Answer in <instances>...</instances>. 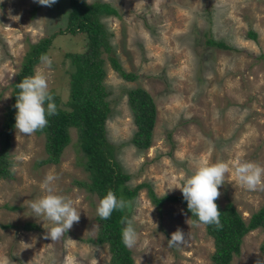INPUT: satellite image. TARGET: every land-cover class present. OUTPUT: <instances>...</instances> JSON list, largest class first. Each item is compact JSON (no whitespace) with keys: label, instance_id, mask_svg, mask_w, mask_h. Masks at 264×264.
Masks as SVG:
<instances>
[{"label":"rangeland","instance_id":"1","mask_svg":"<svg viewBox=\"0 0 264 264\" xmlns=\"http://www.w3.org/2000/svg\"><path fill=\"white\" fill-rule=\"evenodd\" d=\"M101 1L117 10L100 17L111 33L112 52L125 70L137 74L133 80L121 78L102 52L110 108L105 131L114 157L130 174L127 183L149 182L160 195L178 187L200 164L223 161L230 172L216 201L220 206L230 201L247 221L264 201V188L241 187L231 168L237 160L264 167V0ZM68 10V0L51 7L34 0L0 2V124L28 43L62 27ZM250 30L255 38L248 35ZM207 36L227 47L205 44ZM84 43L82 33H56L44 54L51 67L39 60L28 77L42 71L49 90L64 100L69 58L63 52L79 51ZM138 85L155 105L150 144L143 149L129 141L135 124L126 89ZM69 135L58 162L36 165L45 155L43 135H21L14 127L9 148L13 176L0 178V223L14 226L0 227V264L5 258L13 264H107V244L87 240L95 236L99 201L73 181L86 180V172L75 163L74 127ZM50 173L58 177L55 192L71 199L80 212L79 222L54 241L45 237L50 223L28 207L44 195L41 184ZM167 193L182 194L177 188ZM125 218L137 234L129 248L134 264H214L212 237L203 224H192L180 202L165 201L156 208L142 186L129 201ZM24 222L37 228L25 230ZM177 228L186 232V243L169 247L167 238ZM263 243L264 227L247 231L230 264H264Z\"/></svg>","mask_w":264,"mask_h":264},{"label":"trees","instance_id":"2","mask_svg":"<svg viewBox=\"0 0 264 264\" xmlns=\"http://www.w3.org/2000/svg\"><path fill=\"white\" fill-rule=\"evenodd\" d=\"M68 5L66 21L62 27L28 43L20 67L10 82V97L2 112L0 124V178L13 176L9 148L17 111L14 107L19 91L16 87L17 83L32 73V66L40 60L42 55L46 54L51 38L56 33H82L85 39L84 48L81 51L63 52V56L69 58V66L65 69L67 88L65 99L61 100L56 92L49 90L57 105V114L47 117L48 125L43 130L36 131L43 135L45 155L35 160V163L40 165L58 162L63 148L70 142L69 127H74L75 163L86 172V180L74 179V183L94 193L98 201L108 190H112L118 198L123 197L127 202L124 210L113 211L107 220H102L96 213L95 236L94 238L88 237L87 240L95 244H107L109 252L107 264H134L130 249L122 243L121 231L125 224L121 221L126 217L129 201L137 194L140 187H146L148 199L156 208H159L165 201H178L191 221L196 217L188 211L187 202L182 194L167 193L163 197L164 193L157 195L149 182L141 181L134 185L127 183L130 174L114 157L113 144L106 136L105 119L109 115L110 108L107 100L108 91L102 82L105 75L102 52L105 53L110 66L121 78L133 80L137 77L134 71L125 70L117 60L109 43L111 33L100 18L105 15H116L117 10L109 2L101 0L90 2L68 0ZM248 35L255 38V32L252 30ZM204 42L207 45L227 47L223 41L213 39L211 36H207ZM261 56L264 57V53ZM126 102L135 124V130L129 141L138 149L146 148L150 144L155 120V105L152 96L142 86H133L126 89ZM215 203L218 205L217 201ZM218 209L221 211V227L217 228L214 224H203L204 230L212 237L213 251L210 255L212 262L230 264L232 255L239 251L241 237L253 228L264 227V201L249 215L247 221L241 218L230 201L223 206L218 205ZM11 226L14 225L0 223L1 228ZM21 227L25 230H33L37 228V225L33 222H24Z\"/></svg>","mask_w":264,"mask_h":264},{"label":"clouds","instance_id":"3","mask_svg":"<svg viewBox=\"0 0 264 264\" xmlns=\"http://www.w3.org/2000/svg\"><path fill=\"white\" fill-rule=\"evenodd\" d=\"M34 2L41 6L51 7L57 0H34ZM17 18L19 19V17ZM40 60L45 67H51L52 60L49 56L42 55ZM16 87L19 91L14 105L17 110L15 129L19 134L25 136L43 130L48 125L47 117L57 114V105L49 91L46 76L42 71H39L33 76L24 78L17 83ZM231 171L241 187L247 190L264 188V167L254 162L237 160L232 165ZM229 172V164L223 161L204 162L195 167L191 175L185 176L178 187L173 186L168 190L173 188L180 190L183 199L187 202L188 211L196 217L192 221L193 225L214 224L217 228L221 227V211L215 201L221 195L219 188L224 185L225 176ZM57 179L58 177L54 174L46 175L41 184L44 195L28 204L35 217H43L50 223L51 226L45 237L53 241L60 239L80 219V212L73 206L71 199L55 192L53 184ZM168 191L163 194V197ZM126 206L127 202L123 197L118 198L112 190H108L99 200L96 211L102 220H107L113 211H122ZM121 222L125 224L121 231L122 243L128 248H132L137 241L136 231L131 221L125 218ZM167 241L169 247H179L186 243V232L177 228L170 234ZM3 264H13V262L5 258Z\"/></svg>","mask_w":264,"mask_h":264}]
</instances>
